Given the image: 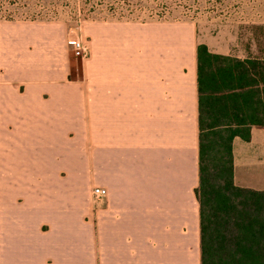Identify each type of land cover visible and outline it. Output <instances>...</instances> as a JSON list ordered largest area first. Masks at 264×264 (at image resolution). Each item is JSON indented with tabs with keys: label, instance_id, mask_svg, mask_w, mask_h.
<instances>
[{
	"label": "crops",
	"instance_id": "1",
	"mask_svg": "<svg viewBox=\"0 0 264 264\" xmlns=\"http://www.w3.org/2000/svg\"><path fill=\"white\" fill-rule=\"evenodd\" d=\"M33 24L0 26V264H201L196 48L230 53L189 28L91 23L77 73L71 38ZM232 156L263 210L264 127ZM262 226L234 262L264 264Z\"/></svg>",
	"mask_w": 264,
	"mask_h": 264
},
{
	"label": "trees",
	"instance_id": "2",
	"mask_svg": "<svg viewBox=\"0 0 264 264\" xmlns=\"http://www.w3.org/2000/svg\"><path fill=\"white\" fill-rule=\"evenodd\" d=\"M201 264L234 262L246 227H263L264 209L242 199L251 190L233 182L232 142H248L251 128L264 127L263 57L238 59L196 48ZM239 236V237H238ZM231 241V245L230 242Z\"/></svg>",
	"mask_w": 264,
	"mask_h": 264
},
{
	"label": "rangeland",
	"instance_id": "3",
	"mask_svg": "<svg viewBox=\"0 0 264 264\" xmlns=\"http://www.w3.org/2000/svg\"><path fill=\"white\" fill-rule=\"evenodd\" d=\"M261 0H0V26L22 22L57 37L77 38L88 46L91 23L124 22L187 28L198 43L232 57H263ZM87 42V43H86ZM55 44V43H54ZM89 47V46H88ZM75 72L82 60L68 45Z\"/></svg>",
	"mask_w": 264,
	"mask_h": 264
},
{
	"label": "built area",
	"instance_id": "4",
	"mask_svg": "<svg viewBox=\"0 0 264 264\" xmlns=\"http://www.w3.org/2000/svg\"><path fill=\"white\" fill-rule=\"evenodd\" d=\"M69 45L72 47V50L76 56L80 60H84L88 56V46L77 38H71L69 40ZM107 195V191L102 188H94L92 191L93 199L96 202H99L101 199L105 198Z\"/></svg>",
	"mask_w": 264,
	"mask_h": 264
}]
</instances>
